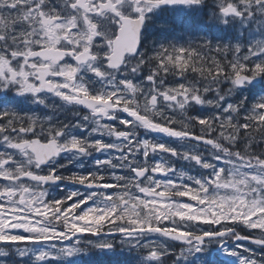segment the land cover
<instances>
[{
	"label": "snow or ice",
	"instance_id": "snow-or-ice-1",
	"mask_svg": "<svg viewBox=\"0 0 264 264\" xmlns=\"http://www.w3.org/2000/svg\"><path fill=\"white\" fill-rule=\"evenodd\" d=\"M94 253L264 264V0H0V264Z\"/></svg>",
	"mask_w": 264,
	"mask_h": 264
},
{
	"label": "flooded vegetation",
	"instance_id": "flooded-vegetation-1",
	"mask_svg": "<svg viewBox=\"0 0 264 264\" xmlns=\"http://www.w3.org/2000/svg\"><path fill=\"white\" fill-rule=\"evenodd\" d=\"M195 169H193V174H195ZM53 195H63V193H53ZM83 239H96L95 237H92V236H87V235H85L84 237H82ZM116 239H119V237H116ZM252 247H257V246H255V245H252ZM94 255H96V257H98V258H100L101 259V261L103 262V264H106L107 262H106V260H107V258H108V256H105V255H103V254H95L94 253Z\"/></svg>",
	"mask_w": 264,
	"mask_h": 264
},
{
	"label": "trees",
	"instance_id": "trees-1",
	"mask_svg": "<svg viewBox=\"0 0 264 264\" xmlns=\"http://www.w3.org/2000/svg\"><path fill=\"white\" fill-rule=\"evenodd\" d=\"M109 259L110 258L108 257L106 260V262H107L106 264H109ZM85 264H103V262L98 257H91L90 259L86 260Z\"/></svg>",
	"mask_w": 264,
	"mask_h": 264
},
{
	"label": "rangeland",
	"instance_id": "rangeland-1",
	"mask_svg": "<svg viewBox=\"0 0 264 264\" xmlns=\"http://www.w3.org/2000/svg\"><path fill=\"white\" fill-rule=\"evenodd\" d=\"M93 255H94V254H93ZM93 255H92V256H93ZM92 256H91V257H92ZM91 257H81V258H80V261L78 262V264H85L86 259L91 258ZM227 259H228V258L225 257V260H226V261H227Z\"/></svg>",
	"mask_w": 264,
	"mask_h": 264
}]
</instances>
